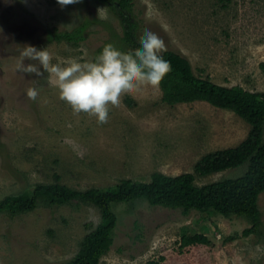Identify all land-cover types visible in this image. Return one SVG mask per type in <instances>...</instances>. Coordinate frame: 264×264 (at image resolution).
I'll use <instances>...</instances> for the list:
<instances>
[{"label": "rangeland", "instance_id": "obj_1", "mask_svg": "<svg viewBox=\"0 0 264 264\" xmlns=\"http://www.w3.org/2000/svg\"><path fill=\"white\" fill-rule=\"evenodd\" d=\"M132 9L139 37L146 29L158 34L190 61L194 74L264 91V0H133ZM80 25L85 37L78 43L47 42L48 30ZM0 29V199L52 183L55 175L84 190L146 180L157 171L189 172L203 154L235 146L248 133L249 124L232 111L204 101L169 105L159 88L126 95L108 122L98 124L74 115L46 73L37 78L15 70L14 45L47 47L53 63L94 60L109 43L119 49L120 19L96 0L64 7L57 0H0ZM29 87L39 92L35 101L26 96ZM246 166L196 176L195 183L235 178ZM258 207L260 232L243 236L249 224L240 217L114 203L113 241L98 264H264V192ZM8 210L0 213V264H63L99 221L94 206L77 201L52 205L39 197L29 212ZM182 228L203 233L208 243L180 248Z\"/></svg>", "mask_w": 264, "mask_h": 264}, {"label": "trees", "instance_id": "obj_2", "mask_svg": "<svg viewBox=\"0 0 264 264\" xmlns=\"http://www.w3.org/2000/svg\"><path fill=\"white\" fill-rule=\"evenodd\" d=\"M115 12L122 25L119 49L134 51L139 47V21L133 14V0H96ZM84 26L71 31L48 30L46 39L78 43L85 37ZM105 45L97 49L98 55ZM95 55V57H96ZM171 63V72L163 79L159 89L161 101L176 105L204 101L210 105L232 111L249 124L246 137L237 145L216 149L203 154L193 165L192 171L177 175L153 172L148 179H121L107 188L90 187L84 190L68 187L55 181L36 184L31 191L7 195L0 199V213L9 209L13 213H25L36 207L39 197L49 204L81 202L99 211L98 223L82 237L74 256L63 264H98L113 241L117 217L112 210L114 203L144 201L149 206L179 209L183 215L191 210L211 216L240 217L249 226L243 236L258 234L261 214L258 207L260 193L264 192V91H249L240 85H222L212 81L209 75L193 72L190 61L181 53L167 49L161 54ZM246 163L245 172L235 178L220 179L197 185L195 177L206 176ZM179 247L207 244L203 233H189L182 228Z\"/></svg>", "mask_w": 264, "mask_h": 264}, {"label": "clouds", "instance_id": "obj_3", "mask_svg": "<svg viewBox=\"0 0 264 264\" xmlns=\"http://www.w3.org/2000/svg\"><path fill=\"white\" fill-rule=\"evenodd\" d=\"M57 2L64 7L81 0ZM139 45L134 51L124 52L109 43L94 60L69 59L62 63L52 62L53 55L47 47L14 45L13 50L18 53L15 70L37 78L46 73L47 82L58 90L59 99L71 107L74 115L83 113L104 124L108 122L110 110L120 107L126 95L147 88L158 89L172 70L170 61L161 55L167 46L158 34L146 29ZM26 60L36 63H25ZM38 95L35 87L26 90L30 100L35 101Z\"/></svg>", "mask_w": 264, "mask_h": 264}]
</instances>
